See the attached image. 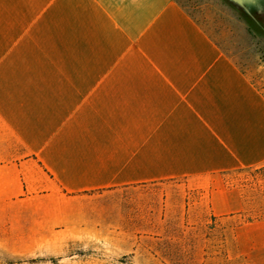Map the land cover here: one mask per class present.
Masks as SVG:
<instances>
[{
    "label": "crops",
    "instance_id": "crops-1",
    "mask_svg": "<svg viewBox=\"0 0 264 264\" xmlns=\"http://www.w3.org/2000/svg\"><path fill=\"white\" fill-rule=\"evenodd\" d=\"M262 164L263 89L178 0H0L5 242L60 192L214 189ZM252 233L240 227L237 247L264 254Z\"/></svg>",
    "mask_w": 264,
    "mask_h": 264
},
{
    "label": "rangeland",
    "instance_id": "rangeland-1",
    "mask_svg": "<svg viewBox=\"0 0 264 264\" xmlns=\"http://www.w3.org/2000/svg\"><path fill=\"white\" fill-rule=\"evenodd\" d=\"M178 1L264 91V1L248 9L231 0ZM66 93L53 99L66 102ZM263 166L220 174L214 189L164 180L78 198L60 192L58 203L43 199L39 212L8 230L7 242L0 237V264H264L263 253L243 252L235 237L249 228L255 246L264 242Z\"/></svg>",
    "mask_w": 264,
    "mask_h": 264
},
{
    "label": "water",
    "instance_id": "water-1",
    "mask_svg": "<svg viewBox=\"0 0 264 264\" xmlns=\"http://www.w3.org/2000/svg\"><path fill=\"white\" fill-rule=\"evenodd\" d=\"M231 1L235 2L236 4H238L241 7L247 8V4L259 3V2L264 1V0H231Z\"/></svg>",
    "mask_w": 264,
    "mask_h": 264
},
{
    "label": "trees",
    "instance_id": "trees-1",
    "mask_svg": "<svg viewBox=\"0 0 264 264\" xmlns=\"http://www.w3.org/2000/svg\"><path fill=\"white\" fill-rule=\"evenodd\" d=\"M260 168H264V166H263V167H260ZM260 168H258V169H260ZM255 218H256V217H255ZM249 219L251 220V219H254V218H249Z\"/></svg>",
    "mask_w": 264,
    "mask_h": 264
}]
</instances>
